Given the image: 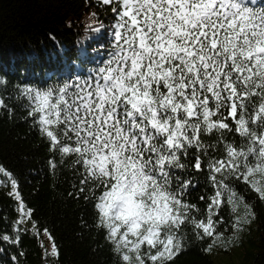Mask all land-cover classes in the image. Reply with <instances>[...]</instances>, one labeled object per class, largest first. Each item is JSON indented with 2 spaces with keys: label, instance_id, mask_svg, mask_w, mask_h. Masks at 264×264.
<instances>
[{
  "label": "snow or ice",
  "instance_id": "obj_1",
  "mask_svg": "<svg viewBox=\"0 0 264 264\" xmlns=\"http://www.w3.org/2000/svg\"><path fill=\"white\" fill-rule=\"evenodd\" d=\"M102 3L119 5L105 66L92 80L65 84L55 95L26 89L21 96L49 151L61 163L74 157L82 169L79 192L93 185L86 199L95 201L97 227L106 230L121 264H171L182 250V226L194 225L199 238L213 237L217 210L238 202L232 181L264 174V6L255 8L253 0ZM226 133L244 143L225 142ZM213 134L216 144L203 143L202 136ZM217 145L224 159L209 155ZM191 149L195 171L204 170L206 158L214 189L206 222L196 221V206L186 202L194 182L176 175L185 171L180 157ZM49 167L56 164L50 160ZM0 173L12 175L2 167ZM10 185L22 225L33 210H25L18 182ZM251 187L264 199V189ZM48 255L59 256L54 242Z\"/></svg>",
  "mask_w": 264,
  "mask_h": 264
},
{
  "label": "trees",
  "instance_id": "obj_2",
  "mask_svg": "<svg viewBox=\"0 0 264 264\" xmlns=\"http://www.w3.org/2000/svg\"><path fill=\"white\" fill-rule=\"evenodd\" d=\"M253 4L255 8L264 6L257 0ZM114 7L119 10L118 4L105 5L102 0H0V167L12 174L0 173V264H121L105 238L106 230L97 227L95 201L86 199L93 185L79 192L82 169L74 164V157L61 163V157L49 151V142L28 116L21 96L26 89H52L55 95L65 84L92 80L107 63L115 43ZM201 139L205 144L217 142L214 134ZM225 142L239 147L244 140L226 133ZM195 152L191 149L187 157L181 155V163L187 167L176 175L194 182L186 202L196 206L192 217L206 222L214 189L208 180L206 158L202 157L204 170L197 172L192 167ZM209 155L224 159L223 146L217 145L215 152L209 149ZM50 160L55 168L49 167ZM11 179L18 182L25 210H33L22 225H17L22 215L17 211L18 202L9 195ZM252 183L264 189V174L253 173L249 182L233 180L231 187L237 203L247 204L257 223V236L244 262L264 264V199ZM217 211L214 235L232 233L237 221L234 204H222ZM181 231L182 250L171 264H215L209 253L214 236L199 238L197 233L202 235V231L191 224ZM5 235L10 239L4 240ZM53 242L58 257L48 255Z\"/></svg>",
  "mask_w": 264,
  "mask_h": 264
},
{
  "label": "rangeland",
  "instance_id": "obj_3",
  "mask_svg": "<svg viewBox=\"0 0 264 264\" xmlns=\"http://www.w3.org/2000/svg\"><path fill=\"white\" fill-rule=\"evenodd\" d=\"M237 217H241L240 227L230 234L216 233L211 243L209 253L215 264H245L244 260L248 258L247 251H252L254 240L256 239L257 223L250 207L243 202L234 204ZM250 209L252 215L248 222V212Z\"/></svg>",
  "mask_w": 264,
  "mask_h": 264
}]
</instances>
